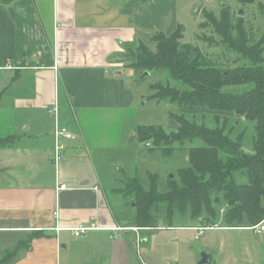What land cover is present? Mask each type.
<instances>
[{
  "label": "crops",
  "instance_id": "obj_1",
  "mask_svg": "<svg viewBox=\"0 0 264 264\" xmlns=\"http://www.w3.org/2000/svg\"><path fill=\"white\" fill-rule=\"evenodd\" d=\"M166 7L162 0H0V264H186L185 252L202 238L213 252L203 264L248 261L243 236L257 241L261 225L139 226L122 212L117 195L126 177L117 178L109 158L127 144L126 118L142 94L131 50L155 29L175 30L158 28ZM55 102L60 123L75 133L59 164L48 112ZM139 123L134 129L146 124ZM92 224L79 236L68 229ZM195 227L206 229L198 236ZM231 232L237 243L224 238Z\"/></svg>",
  "mask_w": 264,
  "mask_h": 264
},
{
  "label": "trees",
  "instance_id": "obj_2",
  "mask_svg": "<svg viewBox=\"0 0 264 264\" xmlns=\"http://www.w3.org/2000/svg\"><path fill=\"white\" fill-rule=\"evenodd\" d=\"M240 1L258 2L264 11V0ZM207 19L206 27L212 35H206L207 40L200 38L211 49V45L223 49L220 54L216 52L214 60L208 57L212 55L209 51L182 41V24L170 34L155 32L151 38L155 49L140 42L131 50L132 66L139 75L162 70L182 82L157 84L156 98L177 103L190 112L206 109L225 113L223 116L230 119L220 125L217 113L216 126L210 127L174 115L179 129L170 134L154 125L137 126V139L152 140L167 156L173 144H192L187 166L178 170L179 179L162 183L156 173L147 172V177L137 173L122 180L117 195L122 212L139 226H156L161 215L171 222L169 213L177 210L207 226L222 222L220 213H224L223 225L227 227H253L264 221V38L256 39L244 19L236 17L229 7L222 8L220 17L207 13ZM234 55L247 63L224 65L223 59ZM230 86L249 87L232 92L227 90ZM240 125L244 129L238 128ZM249 125L253 126V153L243 149V142L250 138L246 131Z\"/></svg>",
  "mask_w": 264,
  "mask_h": 264
},
{
  "label": "rangeland",
  "instance_id": "obj_3",
  "mask_svg": "<svg viewBox=\"0 0 264 264\" xmlns=\"http://www.w3.org/2000/svg\"><path fill=\"white\" fill-rule=\"evenodd\" d=\"M167 7L164 8L166 14L162 16L164 24L158 26L159 29H176L178 24L183 25V42L193 43L200 46L205 53L209 51L210 54L208 57L213 60L223 52L222 47H217L214 45L211 47L207 46V42L204 40L207 37H211L212 33L208 32L209 27H206L208 22L207 13H213L217 17L221 16L222 8L229 7L231 12L236 16L244 19V24L251 32V34L256 39L264 38V11L263 5H260L258 2L253 3H243L240 0H162ZM264 2V1H263ZM157 18V16L155 17ZM176 26V27H175ZM159 31L157 29L154 32ZM203 36L202 40L200 37ZM139 39H143L142 34H138ZM145 43L150 44L154 47V43L151 41L150 37L145 39ZM217 52V54H216ZM235 56V55H234ZM123 57V55L121 56ZM224 65L228 64L229 66H237L246 64L245 59L240 58L236 55L233 58L226 57L223 59ZM131 64L134 63L133 58H130ZM128 67H125L123 71L129 70ZM131 70V69H130ZM134 72V71H133ZM139 75V74H138ZM144 76L143 77H141ZM137 76H135V81L138 84V91L142 93L140 98L136 102L134 108L130 109L126 122L131 124L130 127L124 130L123 136L126 140V145H122L118 152L113 153L109 158L110 165L116 164V168L120 169L118 176L116 170L113 172L112 169L109 170V173L112 174V177L119 178L120 174L125 176H136L137 173L141 174L140 176H148L149 173L157 174L162 183L167 182L168 179L180 178L178 170L180 168L186 167L188 164L187 154L192 144L188 141L185 144H173L172 153H169L168 156L164 155V150L162 147L155 148L153 141L142 142L137 139L136 129L132 125L134 124H147L157 126V128H163L168 134L177 132L179 129L178 121L175 116H184L189 120H193L196 123H206L207 126L214 127L216 126L215 114L219 113L221 116L220 125H223L226 119L228 122L229 118L223 116L225 113L213 112L212 110L201 109L198 111L190 112L188 109L180 107L177 103H172L168 100H160L156 98V85L163 84L167 85H183L180 80L173 79L168 72L159 70V71H145ZM143 78V79H142ZM134 84V83H132ZM168 86V85H167ZM249 86H230L227 88L232 92H242L244 89H247ZM144 95V96H143ZM228 114V113H227ZM244 118H241L243 121ZM124 121V119H123ZM145 124V125H146ZM238 128L244 129V125H240ZM248 135L250 138L243 142V149L246 152L253 153V147L251 144V136L253 134V126L249 125L246 127ZM164 146V145H163ZM152 149V151H151ZM117 169V170H118ZM148 172V174H146ZM150 183V182H147ZM134 202L131 203L133 205ZM175 214L169 213L170 221H165L163 215L159 218L157 223H179V224H188L189 222L193 223L195 220H191L189 216H184L179 210ZM168 213V212H167ZM223 214L220 213V217L223 223ZM196 224V221L194 222ZM255 229V228H254ZM248 232H253L249 230ZM239 233L231 232L230 236L228 234L224 235L225 239H228L231 242L237 243ZM216 236L215 239H217ZM243 239L247 240L250 252L246 255L248 258L247 262H235V264H264V233L255 235V241L251 235H244ZM203 238L198 242L194 241L193 249L185 252V259L187 260L186 264H198L197 251L200 250L199 256H202V253L211 254L213 253L210 247H205L202 244ZM202 245L206 248L204 250ZM202 251V252H201ZM220 253V243H216V250L214 255ZM212 255V254H211ZM244 255V256H245ZM197 259V260H196Z\"/></svg>",
  "mask_w": 264,
  "mask_h": 264
},
{
  "label": "built area",
  "instance_id": "obj_4",
  "mask_svg": "<svg viewBox=\"0 0 264 264\" xmlns=\"http://www.w3.org/2000/svg\"><path fill=\"white\" fill-rule=\"evenodd\" d=\"M48 112L55 117L56 119V128L53 131V142H54V151H53V160L56 162V164H59L63 159H65L66 154V148H67V143L70 140H73L75 138V133L71 129L70 126L60 123V106L58 102H55L48 110ZM67 188L66 184L63 183L60 186V189H65ZM57 217H59L58 212L55 213ZM264 222V221H263ZM262 222V223H263ZM258 224L257 226H260L261 230H264V224ZM96 228L95 225H78L76 227L68 228L73 231V233L77 236L85 234L89 232L91 229ZM198 230V236L202 235L204 233V230L206 229L205 227H195ZM56 229L60 230L62 229L61 225L58 224ZM197 236V237H198Z\"/></svg>",
  "mask_w": 264,
  "mask_h": 264
},
{
  "label": "water",
  "instance_id": "obj_5",
  "mask_svg": "<svg viewBox=\"0 0 264 264\" xmlns=\"http://www.w3.org/2000/svg\"><path fill=\"white\" fill-rule=\"evenodd\" d=\"M209 258H210L209 255H207L206 253H202V260L199 262V264H203L205 262H209L210 261Z\"/></svg>",
  "mask_w": 264,
  "mask_h": 264
}]
</instances>
